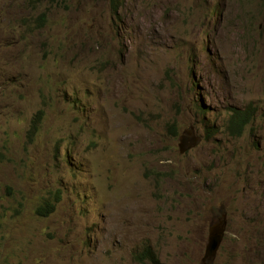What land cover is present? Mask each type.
Returning <instances> with one entry per match:
<instances>
[{"label": "rangeland", "instance_id": "obj_1", "mask_svg": "<svg viewBox=\"0 0 264 264\" xmlns=\"http://www.w3.org/2000/svg\"><path fill=\"white\" fill-rule=\"evenodd\" d=\"M129 1L126 7L148 17L136 47L123 37V51L109 0H56L60 5L50 10L46 28L34 35L25 26L31 4L0 0V88L6 89L4 97L0 93V253L10 262L5 264H145L137 259L144 249L156 256V264H202L209 229L221 212L207 214L199 206L201 190L176 160V123L187 127L180 137L194 127L202 138L198 154L185 166L210 172L220 167L208 159L218 147L228 145L234 152L216 185L225 184L224 195L232 190L239 220L215 264H261L256 252L264 248V217L257 208L260 196L245 174L258 166L264 171L256 150L264 142V0H154L153 6L152 0ZM207 10L215 13H208L198 35L200 12ZM212 19L217 37L234 54L227 59L235 61L241 50L249 62L240 59L233 71L224 72V84L210 83L212 91L205 76L203 86L199 80L195 86L194 65L190 75L198 97L205 89L211 110L220 115L231 103L233 108L261 104L254 131L240 138L226 130L229 112L214 124L207 120L211 129L202 127L188 90L179 37L193 34L205 51L202 38L207 41L205 26ZM151 28L159 29L150 36L160 46L141 60L137 53L146 54L142 45ZM168 35L178 37L174 46ZM166 72L176 85L164 81ZM116 80L120 83L111 89ZM77 101L85 106L72 108ZM40 110L45 111L42 134L27 149V117ZM204 128L209 132H201ZM69 134L77 137L74 163L50 151L55 139ZM253 174L261 177L258 170ZM9 184L17 193L8 198ZM51 193H59L56 211L38 216L44 197L57 201Z\"/></svg>", "mask_w": 264, "mask_h": 264}, {"label": "clouds", "instance_id": "obj_2", "mask_svg": "<svg viewBox=\"0 0 264 264\" xmlns=\"http://www.w3.org/2000/svg\"><path fill=\"white\" fill-rule=\"evenodd\" d=\"M47 0H27V4H31L28 9L26 10L27 16L25 17V26L29 29L30 33L32 35L36 33L42 32L47 24H48V15L50 10L54 9L56 6L60 5L56 0H53L47 7L45 4ZM116 3L115 6H112V3ZM129 0H109L110 4V10L111 13L117 15V21H116V37L117 40L120 43V48L124 51L126 48L122 45V39L124 36L127 37L124 41L130 43L129 45L131 47H136L137 41L136 38L139 36L140 31L144 30L146 27V18L148 17H138L135 14V8L126 5L129 3ZM155 4L154 0H152L151 5L153 6ZM123 11V14L121 15L120 12ZM175 10L179 11L180 8H176ZM174 10V11H175ZM201 13V19L202 22L199 24L198 29V35L203 34L202 29L206 22V19L209 16L212 17L214 14V11L207 10L206 13ZM2 17L6 19V16L2 14ZM160 17H163L160 16ZM160 20L161 24H164L165 18H161ZM9 24L11 21H8ZM212 24V25H211ZM215 25L216 21L214 23L213 19L212 21H207L206 28L207 29V41L205 42V37L203 35L202 41L205 45V51L201 50L199 41L197 40L193 34H185L183 36H180L179 38L183 39L184 46L182 47V53L180 56L184 58L188 65V71H189V85L188 90L192 95V100L195 103L196 110L199 113V120L201 122L202 127L205 126L206 128L209 127L210 129L214 126H210L206 123L208 120L209 123L214 124L218 119H222L225 115H227V112L230 113L232 107V103L228 104L225 108V115H220L219 112L216 110H211V97L206 93L205 89H201V92H205L203 94L202 98L198 97V91L195 86L193 85V80L191 79V68L192 65L196 67V79L201 81V87L203 86V79L201 76L204 77V81L208 84L207 87L212 91V88L210 86V83L212 86H215L217 83L218 86L220 84L225 83L224 79V72L233 71L235 68V65L240 61V59H243L244 61L249 62V59L244 51L238 50L239 56H237L235 61H229L227 59L228 56H233V52L229 47L225 45V41L223 39H220L217 37V33L215 31ZM158 28H151L148 29V33H145L146 43L142 45V47L146 50V54H138L139 58L141 60H147L149 57L152 56L154 51L159 44V40H153L151 34L156 35L158 32L156 31ZM159 30V29H158ZM124 31H126L124 33ZM18 33V30L14 32ZM175 37V38H174ZM172 37V35H168V39L172 42V46L175 45V41L178 40L177 36ZM226 48V50H224ZM121 50V51H122ZM219 52V53H218ZM179 53V52H178ZM122 54V53H121ZM210 62L215 63L216 69H217V75L214 74V72L211 71V64ZM242 66V63L240 64ZM171 68H168L167 71H170ZM166 76L164 77V81L169 82L170 85H176V80L173 78L170 74L166 72ZM211 79V80H209ZM114 83V82H113ZM120 81L116 80L114 85H111V89L114 88V86L119 84ZM0 93H2L3 97L5 96L6 89L0 88ZM213 96V95H212ZM76 100H78V96L76 95ZM85 104H83L81 101H77L76 105L72 108H83ZM209 107L208 109H204ZM241 114H237L235 116L229 117L227 119L226 124V130L227 132L235 138H240L246 135L247 133H251L254 131L253 128V122L255 120V116L258 112L263 111V107L258 101H254L252 104H250L248 107H234ZM208 115L206 118L205 116ZM45 119V111L40 110L35 115H30L27 117V124L26 127L23 130V133L27 135L28 140L24 144V146L27 149H33L37 143L39 142L40 136L42 132H40V127ZM206 128L202 129L201 132L208 133L209 131L206 130ZM173 134L175 135L176 139H180L178 147H181L182 152L179 153L178 148V155L179 157L176 158L177 162L184 168L185 172L189 174L191 177L189 179V182L193 187L197 186L200 188V194L201 197H197L198 204L202 209H205V212L208 214L210 212H215V210H218L221 212V217L219 221L215 224H213L209 229V236H208V243L206 245V251L205 256L202 260V264H215L218 254L222 251L223 245L227 237L231 236L235 230L236 224L239 220V215L237 212V206L236 201L233 197L232 190L228 195L222 194L220 192L222 190V187L225 186V184H221V186H217V178L218 174L220 173L221 168L226 164V168L231 166L232 161L234 158V152L232 151L231 147L228 145L223 146L222 148L218 147L216 149V152L209 157L208 159L211 162L214 160L216 161V166L220 165V167L213 168L212 171L208 172L205 170H202V172H199V168L192 167V166H185L184 162L188 159H193L195 155L198 154L197 151H195V148L198 146L199 143L202 142V138L198 136L195 132L194 127H190L189 130L185 131L183 137H180L181 131L187 129L182 128L180 123H176L172 125ZM200 132V131H199ZM210 136V135H209ZM256 137V135H255ZM76 135L69 134L66 137H61L55 139V141L52 143L50 151H55L56 153H61L64 155V158L69 163H74V160L78 159L77 154V143H76ZM221 140L216 141V145L220 143ZM257 140H254V145ZM264 147V142H261L260 145H257L256 150L259 152V157L261 160H264V154L262 153L261 149ZM262 154V155H260ZM169 161V160H168ZM168 161L166 163L168 164ZM222 161V162H221ZM172 162V160H171ZM170 162V164H171ZM254 170H258L261 177H257L253 174ZM246 177L253 183L255 190L258 192L260 199H259V205H257V208L260 212H262V215L264 217V171H262L261 166L255 167L252 171H248V173L245 174ZM4 190H7L11 192V194L8 196L12 197L15 188L13 185H8ZM199 192V191H198ZM17 193V191H16ZM51 196L54 197L55 200L59 198V193H51ZM45 201L42 202L36 212L38 216L41 217H47L50 214H52L54 211H56L58 204L60 201H50L48 197H44ZM21 206V203L18 204ZM51 212H47V210H51ZM253 239L256 237V232L253 231ZM215 247V254L214 253H208V248ZM256 256L258 259H260L261 264H264V248H259L256 252ZM138 260H141V262L147 264L152 263L156 264L158 262V259L156 256L153 255L151 250L144 249L142 254L137 257ZM10 263L7 259H3L1 253H0V264Z\"/></svg>", "mask_w": 264, "mask_h": 264}, {"label": "bare ground", "instance_id": "obj_3", "mask_svg": "<svg viewBox=\"0 0 264 264\" xmlns=\"http://www.w3.org/2000/svg\"><path fill=\"white\" fill-rule=\"evenodd\" d=\"M114 6H115V2L114 3H112ZM215 13V12H214ZM198 84H199V81L197 80V84L195 85V86H198ZM237 114H241V112H239V110H237L236 108H233L231 111H230V113H229V117H232V116H235V115H237ZM179 150H180V152H182V150H181V147L179 146Z\"/></svg>", "mask_w": 264, "mask_h": 264}, {"label": "water", "instance_id": "obj_4", "mask_svg": "<svg viewBox=\"0 0 264 264\" xmlns=\"http://www.w3.org/2000/svg\"><path fill=\"white\" fill-rule=\"evenodd\" d=\"M210 253H214L215 254V247L208 248V253L207 254H210Z\"/></svg>", "mask_w": 264, "mask_h": 264}, {"label": "trees", "instance_id": "obj_5", "mask_svg": "<svg viewBox=\"0 0 264 264\" xmlns=\"http://www.w3.org/2000/svg\"><path fill=\"white\" fill-rule=\"evenodd\" d=\"M52 211V209L51 210H47V212H51Z\"/></svg>", "mask_w": 264, "mask_h": 264}]
</instances>
